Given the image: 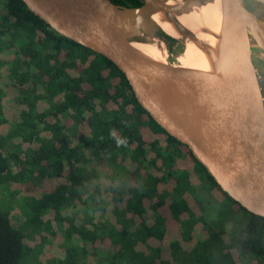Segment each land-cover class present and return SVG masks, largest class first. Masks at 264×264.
Wrapping results in <instances>:
<instances>
[{"label": "trees", "instance_id": "1", "mask_svg": "<svg viewBox=\"0 0 264 264\" xmlns=\"http://www.w3.org/2000/svg\"><path fill=\"white\" fill-rule=\"evenodd\" d=\"M3 185L21 197L36 237L0 204V264H176L183 249L191 264H213L209 231L236 225L220 252L264 264V218L221 190L110 60L61 36L22 0H0Z\"/></svg>", "mask_w": 264, "mask_h": 264}, {"label": "water", "instance_id": "2", "mask_svg": "<svg viewBox=\"0 0 264 264\" xmlns=\"http://www.w3.org/2000/svg\"><path fill=\"white\" fill-rule=\"evenodd\" d=\"M22 1L61 36L110 60L125 75L139 104L188 146L221 190L250 214L264 218V97L251 42L253 36L264 49V25L244 0H222L217 51L177 19L213 0L173 5L144 0L135 8L110 0ZM158 13L175 25L182 36L176 40L212 52L213 71L165 66L131 46L149 39L170 46L153 19Z\"/></svg>", "mask_w": 264, "mask_h": 264}, {"label": "bare ground", "instance_id": "3", "mask_svg": "<svg viewBox=\"0 0 264 264\" xmlns=\"http://www.w3.org/2000/svg\"><path fill=\"white\" fill-rule=\"evenodd\" d=\"M169 4L175 3L169 1ZM153 19L161 27L164 34L174 39H182L175 25L165 20V14L158 13ZM177 19L184 27L193 32L201 42L213 51L218 50L220 40L217 37L220 36L223 20L222 0H213L208 5L201 8L197 7L192 13L184 14ZM131 46L166 66L167 61L161 50L163 43L160 40L149 39L145 43L133 42ZM211 54L212 52L203 50L196 43L186 40L184 51L179 57V67L211 72L213 71Z\"/></svg>", "mask_w": 264, "mask_h": 264}, {"label": "rangeland", "instance_id": "4", "mask_svg": "<svg viewBox=\"0 0 264 264\" xmlns=\"http://www.w3.org/2000/svg\"><path fill=\"white\" fill-rule=\"evenodd\" d=\"M171 2L174 3H178V2H182L183 0H169ZM261 21V20H260ZM264 25V21H261ZM178 43H176V45H174V49H172V46L170 44V46H165L163 45V47H161V50L163 52V55L165 57V60L167 61V63L170 66H176L179 67V57L181 56V54L184 51V47H185V41H181V40H177ZM172 64V65H171ZM0 204L7 210H9L10 212L13 213L14 218H15V226L17 229L23 231L26 235L30 236L32 240L35 239V235L34 233H32L33 228L31 226H29L28 224V216H27V210L24 208V204L22 202L21 197L17 196L16 193L14 192L13 189L10 188V186L7 185H3L0 187ZM239 213L241 215H243V220L244 223L246 224V222L248 221V217L249 215L247 213H245L244 211H239ZM209 227V225H208ZM242 229V227L240 225H236L234 226L228 233H226L225 231L219 233L218 234L214 233V231L210 230L209 231V237H208V241L206 243H208V250H209V254L211 256L212 262L213 264H224V262L222 261L223 258H227V259H231L233 261L238 262L239 264H242V260L239 258V255L237 254H232L231 251L235 252V245L234 242L231 241L229 243V245H227V247L230 249V253L232 254H227L224 255L222 252H220V245L222 243V238L225 241V239L227 240L230 239L234 233L239 232ZM232 231V233H230ZM230 233V234H229ZM221 242V243H219ZM50 244V241H46L45 244V251L44 254L42 255V258L45 259L46 255H49L50 253H48V246ZM186 250H179L177 252V256H176V264H191L188 261V258L186 256ZM43 264H51L48 263V261L42 260ZM223 262V263H222ZM31 264H33L32 262H30Z\"/></svg>", "mask_w": 264, "mask_h": 264}, {"label": "flooded vegetation", "instance_id": "5", "mask_svg": "<svg viewBox=\"0 0 264 264\" xmlns=\"http://www.w3.org/2000/svg\"><path fill=\"white\" fill-rule=\"evenodd\" d=\"M246 8L261 21H264V4L256 0H244ZM252 62L257 71L258 80L264 97V49L257 45V41L251 36Z\"/></svg>", "mask_w": 264, "mask_h": 264}, {"label": "clouds", "instance_id": "6", "mask_svg": "<svg viewBox=\"0 0 264 264\" xmlns=\"http://www.w3.org/2000/svg\"><path fill=\"white\" fill-rule=\"evenodd\" d=\"M118 144H126V140H118Z\"/></svg>", "mask_w": 264, "mask_h": 264}]
</instances>
